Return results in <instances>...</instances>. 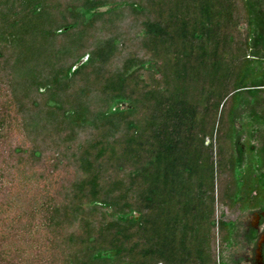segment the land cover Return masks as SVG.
Here are the masks:
<instances>
[{
    "label": "trees",
    "instance_id": "obj_1",
    "mask_svg": "<svg viewBox=\"0 0 264 264\" xmlns=\"http://www.w3.org/2000/svg\"><path fill=\"white\" fill-rule=\"evenodd\" d=\"M257 2L0 0V264H219L217 199L264 204Z\"/></svg>",
    "mask_w": 264,
    "mask_h": 264
},
{
    "label": "flooded vegetation",
    "instance_id": "obj_2",
    "mask_svg": "<svg viewBox=\"0 0 264 264\" xmlns=\"http://www.w3.org/2000/svg\"><path fill=\"white\" fill-rule=\"evenodd\" d=\"M264 4V0H257ZM253 215L256 214L252 213ZM258 222L242 220L237 243L228 245L223 254V264H264V206L259 210ZM254 235L252 241L250 236ZM236 248V250L232 248Z\"/></svg>",
    "mask_w": 264,
    "mask_h": 264
},
{
    "label": "crops",
    "instance_id": "obj_3",
    "mask_svg": "<svg viewBox=\"0 0 264 264\" xmlns=\"http://www.w3.org/2000/svg\"><path fill=\"white\" fill-rule=\"evenodd\" d=\"M230 192L225 191L224 196L227 198V202L222 203L219 202L217 199L216 201V223H217V229L219 222L224 223V228H230L231 229V236L228 240H225L224 243L221 245L220 240L217 241V253H218V260L223 259V254L225 252V249L228 245H231L232 243H237L239 236H240V230L242 229V220L246 219V221H250L249 219H252L253 222H258L259 220V210L261 207L264 206L260 205L257 207H252L251 203H245L243 204L241 201H237L236 204H230L232 202L231 199H229ZM235 212V214H233ZM252 213L256 214L253 215ZM225 237V235L223 236ZM254 238V235L250 236V241H252Z\"/></svg>",
    "mask_w": 264,
    "mask_h": 264
},
{
    "label": "rangeland",
    "instance_id": "obj_4",
    "mask_svg": "<svg viewBox=\"0 0 264 264\" xmlns=\"http://www.w3.org/2000/svg\"><path fill=\"white\" fill-rule=\"evenodd\" d=\"M255 6H256V13L254 14V16L256 15V17H257V20H260V17H262L263 16V18H264V4H262L261 2H257L256 4H255ZM263 22V21H262ZM264 23V22H263ZM263 26H264V24H263ZM263 26H262V23L260 24V21H259V25H258V27H257V33H263L264 34V28H263ZM254 51H257V53H258V55H260V56H264V49H261V47H256L255 49H254ZM262 65H264V61H262V63H261ZM258 110L260 109V107H258L257 108ZM244 112V111H243ZM258 112H261L260 114L264 117V111H258ZM248 114L249 113V111H245V114ZM98 122H93V123H91V124H89L88 126H86L84 129L87 131V132H89V133H92L93 131H94V129H95V127H96V124H97ZM261 125H264V123H260ZM260 124H258L257 125V127H261V126H259ZM261 129H263V131L262 132H264V128L263 127H261ZM259 135L260 134H257V136L253 139V141H254V143L257 145V146H261V141L260 140H258V137H259ZM246 137V134L245 133H243V137H242V139H244ZM262 139V138H261ZM233 214H235V212H233ZM236 248L237 247H235V248H232V249H234V250H236ZM219 261V264H223L222 263V259H221V257H220V260H218Z\"/></svg>",
    "mask_w": 264,
    "mask_h": 264
},
{
    "label": "water",
    "instance_id": "obj_5",
    "mask_svg": "<svg viewBox=\"0 0 264 264\" xmlns=\"http://www.w3.org/2000/svg\"><path fill=\"white\" fill-rule=\"evenodd\" d=\"M85 59L81 60V62H79L76 66L80 65ZM138 218V217H136Z\"/></svg>",
    "mask_w": 264,
    "mask_h": 264
}]
</instances>
